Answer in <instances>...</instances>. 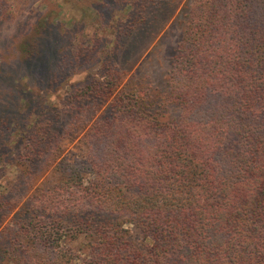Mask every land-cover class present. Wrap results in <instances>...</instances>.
<instances>
[{"label": "trees", "instance_id": "obj_1", "mask_svg": "<svg viewBox=\"0 0 264 264\" xmlns=\"http://www.w3.org/2000/svg\"><path fill=\"white\" fill-rule=\"evenodd\" d=\"M110 3L126 11L110 46L84 39L82 23L50 30L51 11L21 40L0 38V178L6 165L19 173L0 211L39 181L13 222L0 220V260L264 264V0H189L160 88L122 84L118 58L148 0ZM12 5L0 0V21ZM64 138L82 159L64 158Z\"/></svg>", "mask_w": 264, "mask_h": 264}, {"label": "rangeland", "instance_id": "obj_2", "mask_svg": "<svg viewBox=\"0 0 264 264\" xmlns=\"http://www.w3.org/2000/svg\"><path fill=\"white\" fill-rule=\"evenodd\" d=\"M12 5V16L8 19L0 21V38L2 41L10 42L11 40H21L22 36L33 29L35 26H40L47 18V12L51 11L54 16L49 19L50 30L55 26H69L71 23L83 24V38L87 39L89 36L96 33L107 46L117 38H114L112 25L115 19H122L125 17V9L122 11L113 10L110 0H9ZM136 0H126V2ZM189 0H148L146 5V19L139 29L125 44V49L119 54L121 61H126L124 81L128 78L136 76L145 77L144 84L147 81L151 87H163L164 79L166 77V68L168 60L172 55L173 48L178 41L182 31V18L184 7ZM98 7L100 12L106 18L113 16L114 19L108 20V25H100L98 19ZM127 8L128 5L126 6ZM125 7V8H126ZM127 10V9H126ZM111 14V15H110ZM58 25H56V24ZM55 24V25H54ZM13 58L9 59L11 63ZM10 66V65H8ZM10 70L9 67H6ZM124 68V67H123ZM36 77L41 76L42 68H37L34 71ZM83 73L72 74L67 80L74 82L81 80ZM24 78L21 84L24 83ZM143 84V83H142ZM19 87H22L19 84ZM67 87L63 86L57 88L53 94H47L48 102L57 105ZM107 106L103 104L98 109L92 120L100 118V113ZM104 111V110H103ZM91 120V121H92ZM63 156L68 162H73L82 159L86 149L77 141V138H64L62 143ZM19 177L18 168L13 165H6L4 175L0 178V190L4 192L11 190L10 188ZM42 178V177H41ZM40 178V179H41ZM39 181H37L32 188L24 193L23 190L13 193L14 207L12 211H0V220L3 219V224H11L15 217V211L23 205H28L31 201L28 199L29 194L34 189ZM16 185L13 187L15 188ZM12 188V189H13ZM2 264H6L0 260Z\"/></svg>", "mask_w": 264, "mask_h": 264}]
</instances>
